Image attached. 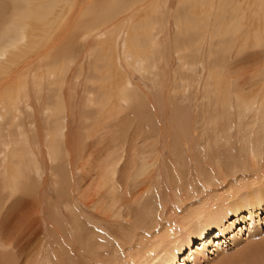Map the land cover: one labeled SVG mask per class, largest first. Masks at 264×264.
Returning a JSON list of instances; mask_svg holds the SVG:
<instances>
[{"label":"bare ground","instance_id":"obj_1","mask_svg":"<svg viewBox=\"0 0 264 264\" xmlns=\"http://www.w3.org/2000/svg\"><path fill=\"white\" fill-rule=\"evenodd\" d=\"M10 1L0 3V65L3 61L9 60L8 55H12L15 50L26 45L32 19L44 18L46 11L58 9L59 12L55 13L54 18L62 20L61 13L65 7H69L67 5H72L71 10H74L73 6L78 7L80 5L79 2L72 0H27L22 5L15 3L16 0H13V4H9ZM89 1L90 5H83V8L80 9L82 12L80 17L91 19L90 22L86 20L85 23L81 24L84 32L75 34L68 41L67 39L64 40L62 46L60 40L64 39V35H62L63 33L59 34L57 30V36L52 34L55 36L46 40L48 43L44 45L46 47H43L44 56H46L44 57V70L51 73L57 69L58 74L64 80L68 78L67 75L70 72V77L73 79L71 82L80 86L78 89L81 94L78 93V89L77 94L84 99L86 97L91 98V92L95 87L93 77L98 72L95 63L100 64L103 68L107 64V67L104 68L106 75L102 87V90L106 92L107 108L111 109L116 100L123 104L119 105L120 111H118L116 120L114 122L108 121L105 129L114 126L116 127L114 132L118 133L119 129H123L120 126L125 121L126 129L130 131L131 123L129 124L130 114H127L128 111H133L132 122L136 125L131 126V137L129 135L125 137L112 136L113 138L107 144L103 143L106 145L98 148V153L101 154L98 159V156L93 154L96 153V148L90 151V145L87 143L90 137L85 128H79L81 135H78L79 130H73L76 124L69 106V96H66L65 91H62L60 87H42L43 82L37 80L35 97L40 100L42 106L39 111L29 109V112L37 117L40 114L45 115L44 123L46 122V124L42 128L35 121L34 129L28 122L21 132L22 138H18L26 147L28 146L24 149V154L31 153L34 156L31 159L32 166L21 160L19 162L12 160L9 163H12L13 168L10 172H6V160L2 153L6 144L5 135L10 129L6 127L8 120L2 118L0 121V213L4 207H6L5 211H8L6 216H9L10 213L9 217L15 216L13 210L16 207H18L17 211L20 212L18 202L24 200L18 198V194H24V191L29 187L28 183L32 176L37 179L42 178L46 183V174L49 171L48 165L50 163L55 164L53 174L55 180L51 176V180H54L52 183L54 189L60 185V175H57L60 170L56 166L66 165L68 169L66 179L68 187L63 186L64 190L59 194L61 206L56 211L51 212L52 217L49 220L47 230L50 240L46 242V249L43 250L42 244L40 245L41 240H31L33 244L31 254L27 258H21L16 249L17 261L15 264H80L81 258L77 251L85 253L86 256H90L96 261L97 259L99 261L102 256H110L116 260L110 264H198V260L205 257L209 245L213 247L212 255L217 257L226 245L235 246L237 244V237L242 234V227L239 229L237 226L249 220L251 222L248 224V232L251 233L255 231V223L252 218L257 219L264 216V160L260 169L253 167L255 161L247 166L250 170L253 169L250 176L240 177L242 179L239 182L234 177V182L240 183L242 189L240 186L237 188L229 186L227 190L229 192H226V186L225 188L220 186V178L217 180L208 179V175L199 174L197 178L198 180L202 178L204 185L195 191L197 196L202 197V201L197 203V206L196 202L191 204L192 213L187 212V209H183L179 213L171 211L167 217L168 220L164 221L163 227L158 225L160 219L144 216V205L140 203L138 198L134 204L138 211H134V214L133 206H130L132 203L129 204L128 198L131 195L129 189L131 185L135 186L144 180L143 178H146L144 175L157 166L163 154L161 150L158 151L157 144L162 139L164 144L166 143V146H163L166 149L176 145V143H183V145L188 146V138L192 139L190 145L193 149L196 150L200 147L199 142L194 144L195 140L198 141L193 135L194 131L190 133L187 127L197 106L201 110L197 111L201 115L199 118L203 117L202 120L206 121L202 129V139H204L205 144L201 147L205 149L204 153L209 152L206 154L207 157L210 152H213V158L215 156L224 158V153L229 151V154L232 153L235 156L234 164L240 163L244 168V164L241 163V155L243 157L251 155L254 160L258 159L256 157L259 155H264V99L261 101L256 99L252 102L250 100L247 103L245 97V94L249 93L250 86L257 85L255 82L253 85H249L248 81L257 79L258 81L262 80L259 86L264 84V0H251L258 16V27L253 33L241 22L237 0H191L190 14L192 17L184 25L180 34L172 32V30L168 32L165 29L173 11L168 10L159 17L152 15L149 18L150 16H148L142 26V31L136 30L137 37L132 43L128 38H125L126 31L119 28L116 43L114 42L115 37H112V44H110L107 53L103 54L99 51L103 54L101 60L95 51L100 47V44H94L90 47V45H86L87 41L93 38L98 29L107 32L111 26H117L119 22H122V14L127 9L134 7V4L139 0ZM149 2L150 0L145 1L135 10L144 8ZM165 3L167 4V1ZM188 3L189 0H186L182 8ZM6 4L8 5L6 6ZM196 4L198 5L196 6ZM164 8L169 9V6L166 5ZM182 8L175 11L173 22H186L188 17L185 14V9L183 16ZM7 9L12 10L11 13H7ZM192 9L194 10L191 12ZM154 12L158 13L155 9ZM198 16L202 18V25L199 23ZM168 37L173 38L174 41L165 47ZM84 40L87 48L86 56L81 55L80 58L74 53V49H69V44L72 45V41L78 43ZM92 41L93 43L96 42L95 39ZM122 41L126 44L123 45ZM246 46L256 49V52L248 54L244 48ZM198 47L200 49L199 54L196 50ZM57 50L62 53V58H56ZM96 56H99L98 60H96ZM261 57H263L262 61H260ZM83 58L89 60L94 58V60H90L93 62L91 64L88 62V65L85 66L82 62L85 60ZM201 60L205 62L204 68ZM253 61H257L253 65L254 67L257 64V67L249 68L248 63ZM230 64L235 65L234 69L240 68L238 71L230 73ZM203 72H206L207 80L205 82L203 78L196 77L198 73ZM117 73L121 75V78L118 77L119 75L117 76ZM135 74L139 78L134 83ZM116 76L118 77L117 80ZM79 79H83L81 80L82 83L79 82ZM143 79H147L148 82H144ZM228 79L231 82L227 83L225 87L224 82ZM19 83V93L23 92V87H28V90H31L30 82L22 80ZM167 85L173 90H166ZM234 86H237L238 89ZM50 91L58 92V97L55 100L60 107V112L57 114L51 113L52 104L47 96ZM30 96L24 93L22 98L27 101ZM153 99L156 102H161L162 113H165L168 107L177 101L179 105H187L188 113L185 116L184 107L175 108L172 106V121L175 118L174 115L179 116L175 124L173 123L172 127L169 128L168 126L167 128L165 126L167 118L163 116L161 121L164 126L160 127V131L158 130L159 133H157L161 139L152 138L148 142L150 137L146 138L142 145L143 151L139 153L136 150L139 147L138 142H136L137 138L142 137V135H138L139 129L145 127L142 124L147 123L148 119L146 117L143 122L139 121L141 109L139 110L135 104L140 102L139 105L145 111L146 105H153ZM132 103L134 106L131 105ZM206 106L207 108H205ZM22 112L25 113L24 110ZM180 115L184 117L181 118ZM83 117L87 122L88 116L84 114ZM165 118L166 122H164ZM221 123L224 125L222 126ZM192 125L194 124L192 123ZM197 126L200 127V125ZM105 132L100 134L102 138ZM108 137L110 136L107 135L106 138ZM24 139L29 142V145L24 142ZM99 144L101 143L99 142ZM238 148L242 149L245 154L243 155V151H239ZM134 149L136 154H139V162L136 160V156L131 154ZM176 150L171 151L170 159ZM176 155H178L177 152ZM79 160L80 162H77ZM258 161L260 160L258 159ZM131 163L133 167L137 168L131 167ZM165 167L168 166L165 165L164 168L160 169V173L163 170L166 172ZM223 174L225 173L223 172ZM205 177L208 179L206 184ZM61 181L63 182V179ZM17 195L18 197H16ZM26 204L28 210L31 207L33 215L35 204L32 202ZM150 210L152 209H149L148 212ZM56 215L60 219L59 223L55 221ZM186 218L192 221H186ZM31 219L34 228L40 224L37 217L31 216ZM178 219H181L180 232L174 230V224L172 221L170 222V220ZM227 220H232V223L229 224ZM25 222L29 224V221L25 220ZM226 222L228 225L225 228ZM235 226L236 233L234 234L232 229ZM130 227L132 231L127 235L126 230ZM28 228L27 232L30 230V227ZM102 231L108 235V238L105 239L102 236ZM226 234H229L230 237H226ZM54 236H59L61 240H53ZM114 240H122L120 247L113 245ZM255 241L254 243L249 242L251 247L247 249V252L240 250L241 254L236 253L237 258L228 257L222 260L220 264H264L263 239L262 241L261 239ZM116 243L118 244V242ZM129 243H131V246L128 247L130 248L129 252H125L122 257L123 246ZM213 243L215 245H212ZM150 244L155 245V247H151ZM108 245H110V249ZM58 247H62L64 251L61 252ZM6 255L8 257L9 252H4L2 244L0 245V264L8 263Z\"/></svg>","mask_w":264,"mask_h":264},{"label":"rangeland","instance_id":"obj_2","mask_svg":"<svg viewBox=\"0 0 264 264\" xmlns=\"http://www.w3.org/2000/svg\"><path fill=\"white\" fill-rule=\"evenodd\" d=\"M7 1H10V0H0V3H2V2L5 3ZM26 1L27 0H16L15 3H17L18 5H22L23 2H26ZM34 1H39V0H34ZM72 1L73 2H79L80 5L78 7L73 6L74 10L70 9V7L72 5H67L69 7H65L63 13H61L62 20L58 19V18H54L55 13L57 11L59 12L58 9H54V10L50 9V10L46 11V16L44 18L36 17L37 19H32L31 25H30L31 27L29 26L30 30L28 31L29 33H28L26 45H24L19 50H15L14 51L15 53H13L12 55H8L9 60H6V62L3 61V63L0 65V121L2 120V118L7 119L8 122H7L6 127H9V129H10V131L7 133V135H5L6 144L4 145V150L2 153L4 159L6 160L5 161V164H6L5 167L7 168L6 172H10V170L13 168L12 163H9L12 160H16L18 162L21 160L23 162H26L29 166H32L31 159L34 156L31 153H28L27 155L24 154V149L28 148V146L26 147L23 144V142L21 141V139H18V138H22L21 132L27 126L28 122H29V125H32V127L34 129H35V125H36L35 121H37L42 128L44 127V124H46V122L44 123L45 115L40 114L37 117L34 114L29 112V109H31L33 111H39L41 106H42L40 100H37L35 97V93H36L35 84L38 81L43 82V83L41 82L42 87H44V86L48 87L49 86L51 88L52 86H58L62 89V91H65L66 96H69V106L72 110L73 118H74L75 124L77 126V128H76V126H74L73 130L77 131V130H79L80 127L85 128V130L87 131V133L89 134V137H90V139L87 140V143L90 145V148H91L90 151L94 150V148H96V153H93V154L98 156V159L101 157V154L98 153L99 149L101 147L105 146L107 144V142L113 138L112 136H117V137L118 136L119 137H122V136L125 137L127 135L130 136V135H132L131 126L136 125V123L132 122L133 121L132 118L134 117L133 111H128L127 114H130L129 124L131 123L130 124V131H127V129H126L125 121L123 122V125L120 126V128L123 127V129L122 130L119 129L118 133L114 132V130L116 129V127H114V126L105 129V126L107 125L108 121L114 122L116 120V116H118L117 114L119 113L118 111H120L119 105L123 104L121 101L116 100L115 105H112L111 109L107 108L106 96H105L106 92L102 90L104 76L106 75V70L104 68L107 67V64H105V67L103 68L100 66V64L95 63V68H97V71L100 72V74H98V72H97L93 77V82L95 83V87H94V90L91 92V98L86 97L84 99L81 98L79 95V94H81L80 93L81 91L78 89L80 87L79 84H77V83L74 84L73 82H71V81H73V79L70 77V72L67 75L68 80L67 79L64 80V79H62L60 74H58L57 69H55L51 73H47L44 70V66H45L44 65V63H45L44 57H46V56H44L45 52H44L43 47H46L44 45L48 43V42H46V40L52 36H55V35L57 36L58 33L59 34L63 33L62 35H64V39L60 40L62 43L61 44V46H62L64 43L63 42L64 40L67 39V41H68V39L70 40L72 37H74L75 34H80V33L84 32V28L81 27L82 23H85L86 20H87V22L91 21V19L88 17H86V18L80 17V16H82V12L80 9L83 8V5H90V1L89 0H72ZM72 1H71V4L73 3ZM145 1H147V0H139L134 4V7L127 9V11L124 12V14L125 13L126 14L125 15L122 14V19H121L122 22H119V24L121 23L120 25L118 24L115 27L111 26L110 30L107 32H103L102 29H98V32L97 31L95 32V35L93 36V38H91L90 40L87 41L86 45H90V47H91V45H94V44L95 45L100 44V47L97 48V50H95L96 53L100 56V57L96 56V60H98L99 58L101 60L103 58L101 55H103L104 53H107L110 44H112V37H115L114 42L116 43V35H117V31L119 28H122L123 31H126L125 38L126 39L128 38V40H130V42L132 43L135 41L134 38L137 37L136 30H138V32L142 31V28H143L142 26H143V24H145V20L148 16H150L149 18H151L152 15H154L155 17H159L161 15H164L166 12H168V10H170L171 12L173 11L171 14L170 20L168 21V23L165 26V29L168 32L170 30H172V32H175L178 34H180L182 32L184 25L192 17V15L190 14V7H191V3H192L191 0H189V3L184 5L183 8H182V6L186 0H150L149 4L147 6H145L144 8H141V9L139 8L138 10H135V9H137L136 7L143 5ZM165 1H167V4L165 3ZM10 3L13 4V0H11L9 2V4ZM7 5L8 4H6V6ZM158 5H159V7H158ZM166 5H167V7L169 6V9L164 8ZM197 5L198 4H196V6ZM237 5L239 8L238 14L241 17V22L243 23V26L247 27V29L249 31H251V33H253L258 27V21H257L258 16H257V13L255 11V6H254L253 2L251 0H237ZM199 6L203 7L201 5H199ZM181 8H182L183 16H184V9H185V14L188 17V18H186V22L185 23L175 22V21L173 22V16H175V11L181 10ZM154 9L156 11H158V13L154 12ZM163 9H165V10H163ZM69 10H71V11H69ZM193 10L194 9H192L191 12ZM8 11L9 10L7 9L6 12L11 13L12 10L9 12ZM198 19H199V23L202 25V18L200 16H198ZM145 27H147V26H145ZM56 30L59 32L57 33ZM92 31H95V30H92ZM52 34H55V35H52ZM81 35H80V38L82 37ZM251 38L253 39V37H251ZM76 39L78 40L79 38H76ZM93 39H95L96 42L93 43V41H92ZM132 39H134V40H132ZM173 41H174L173 38L168 37L166 42H165V47L172 44ZM248 41H249V39L247 40V42ZM85 42H86L85 40L79 41L78 43H76L75 41L74 42L72 41V45L69 44V49L70 50L74 49L75 50L74 53H76L78 55V57H80L81 55L86 56L85 51L87 50V48L85 46ZM122 43H123V45L126 44V42L124 44V41H122ZM196 45H198L197 42H196ZM103 47H105V48H103ZM244 48H246V52L248 54H254L256 52V49H253L252 47L246 46ZM196 50H197V53L199 54L200 53L199 47ZM57 51H56V54H57L56 58H58V57L62 58V53L60 51H58L59 52L58 53ZM99 51H101L103 54ZM36 57H38V58H36ZM88 58L87 59L83 58L85 60H83L82 62H84L85 66L88 62L90 64L93 62L90 60H94V58H92L90 60ZM262 59H263V57H261L260 61H262ZM213 61H214V57H213ZM256 62L257 61H253V62L248 63V67L252 68ZM201 64L204 68L205 62L203 60H201ZM234 66L235 65L230 64V67H231L230 73L236 72L240 68V67L239 68L236 67L234 69ZM255 67H257V64L253 68H255ZM174 69H176V68H174ZM39 73H40L41 77H39L40 76V75H38ZM91 73H93V72H91ZM222 75H225V74H222ZM117 76L119 78H121L120 77L121 75L119 73H117ZM117 76H116V80L118 79ZM196 77L203 78L204 82L207 80L206 72L198 73L196 75ZM225 77H227V76H225ZM138 78H139V76L137 74H135V76L133 78V80H134L133 82L134 83L137 82ZM22 80L23 81L26 80V81L30 82V89H31L30 91L28 90V87H23L24 88V89L22 88L23 92H21V93L18 92V89L20 87L19 82H21ZM81 80H83V79H79L80 83H82ZM143 80H144V82H148L147 79H143ZM261 81L262 80L258 81L257 79H255V80L251 79L250 81L247 82L249 85H253V82L257 83V85H255V86H250L249 93L245 94L247 103H249L248 101H250V100H251L250 102H252L253 100H256V99H260V101L264 99V84L262 86H259L261 84ZM230 82H231L230 79L226 80L224 82V86L226 87L227 83H230ZM44 84H46V85H44ZM83 86L86 87V85H83ZM167 86L168 87H166L167 88L166 90H171V91L173 90L172 87H170L169 85H167ZM234 87L236 89H238L237 86H234ZM77 89L79 91L78 92L79 94H77ZM255 91H256V94H254ZM28 92H30L31 94ZM24 93H27L28 96L31 95L27 101H24V99L22 98ZM47 96L50 98V102L52 104L51 113L52 114L53 113H56V114L59 113L60 107L58 106V104L56 103V100H55V98L58 97V92L55 93V91L54 92L50 91V93ZM159 99L161 100L162 98H159ZM164 100H170V99H164ZM139 104H141V103L139 102L138 104H135L139 110L141 109L139 111V114H140L139 121L143 122L146 117L148 119L147 123L142 124L145 127H143L142 129L141 128L139 129L140 131H139L138 135H142V137L137 138V141H136L139 144V147L136 148V150L139 153H140V151H143L142 145L145 143L146 138L150 137V139L147 140L148 142H150L152 140V138H158L159 140L161 139L158 137L159 134H157V133H159V131H160L159 128L164 126V123L161 121L162 120L161 118H163V116H165L167 118V122H166V118L164 119V122H166L165 126L167 128H168V126H169V128L172 127L173 123L175 124V122L177 121L179 116L174 115L175 118H173V121H172V117H173L172 108L173 107H175V108L184 107L185 108L184 109L185 110V116L188 113L187 112V105H181V104L179 105L178 101L174 102L175 105L171 104L168 107V109L165 111V113H162L161 102L160 101L156 102L155 99H153V102H152L153 105L152 106H150V105L145 106L146 112L144 111V108ZM144 104H145V101H144ZM26 105H28V106H26ZM131 105L134 106L133 103ZM122 108H123V106L121 107V109ZM205 108H207V106ZM197 109H195L193 117H191L190 122L187 124L188 131L190 133H192L194 131L193 135L196 137L195 139H198V141H196L194 139L195 140L194 144L197 142H199V144H200V147L198 149H196L197 151L195 150V148L193 149L190 145V143L192 142V139L188 138V142H189L188 146L183 145V143H181V144L176 143V145H174V146L172 145L167 149L165 147H163V146H166L165 145L166 143L164 144L163 139H162L157 144L158 151L161 150V152H163V154L160 158V161H158V163H157V166L153 167V169L150 170L148 172V174L144 175L146 177V178H143L144 180H142L140 183L136 184L135 186L131 185V188L129 189L131 195H130V198H128V199L130 200L129 204L132 203V204H130V206H133L132 211L133 212L138 211L137 207L134 205V204H136V200L138 198L140 203L142 205H144V208H143V209H145L144 210L145 211L144 216L147 215L150 218L154 217V218L160 219L161 224L160 223L158 224L159 227L160 226L163 227V223H164V221L168 220L167 217L171 211H174V212L176 211L177 213H179L183 209H187V212L192 213V208L190 207V206H192L191 204L196 202V206H197V203H200V201H202L201 200L202 197L197 196L196 191H195L196 189L202 188L204 185V183L202 182V178H201V180H198V178H197L199 174L208 175V177H209L208 179L217 180L220 178V182H221L220 186L222 188H225V186H226V192H229V191H227L229 189V186H232L235 188L240 186V189H242V185H240V183L236 184L234 182V177L236 179H238V182H239L240 179L246 178V176H250L253 169L250 170V168H248L247 166L251 162L255 161V164L253 167L260 169L261 165H262V161L264 160V155H259L258 157H256L260 161H258V159L254 160L251 157V155H248V157H243L241 155V159H242L241 163H243L245 166L243 168L240 165V163L234 164L235 163V156H233L232 153L229 154V151H227V153H224L225 155L223 154L224 158H218L216 156H215V158H213L212 157V155H214L213 152H210L209 156L207 157L206 154H208L209 152L207 151L206 153H204L205 149L203 147H201V146H203V144H205L204 139H202V135H203L202 129L204 128L203 125L205 124L206 121L202 120L203 117L199 118V116H201V115L198 112L201 110L198 106H197ZM22 110H24L25 113H23ZM175 112H176V110H175ZM84 114H86L88 116L87 122H85V119L83 117ZM141 115H144V116H141ZM180 117L183 118L184 116L182 117L180 115ZM168 121H171V122H168ZM182 122H183V120H182ZM132 123H134V124H132ZM192 123L194 125H192ZM189 125H191V126H189ZM197 125H200V127H198ZM221 125L223 126L224 123H221ZM103 131H106V132L103 135L104 137L102 138L100 134ZM121 133H122V135H121ZM78 135H81L80 130H79ZM107 135H109L111 138L110 137L106 138ZM142 138H143V140H142ZM106 139H107V141H106ZM24 142L29 145V142L27 140L24 139ZM99 142L101 144H103V143H106V144L101 145V144H99ZM92 147H93V149H92ZM179 147H180V149H179ZM175 149H177L176 152L178 155H176V152H175L174 156H171V159H170L169 155H171V151L173 152V151H175ZM191 149H192V151H191ZM238 149H239V151L242 150L240 148H238ZM131 154L136 156V160L139 162V154H136L135 149L131 151ZM188 154L191 156H189ZM244 154H245V152L243 151V155ZM260 156H262V157H260ZM202 157H204L205 159ZM166 160H167V162H166ZM163 161H165V162L162 164V166H160V164ZM77 162H80V160ZM174 163H176V164H174ZM217 164H219V165H217ZM163 165L164 166L167 165L168 167H165L166 172H163L165 170L161 171V173L163 174L162 175L160 173V169L164 168ZM54 166H55V164H53V163H50L48 165L49 171L46 174V177H47L46 183L47 184L43 181L42 178L37 179L36 177H33V176H32V178H30V181L28 183L29 187L24 191V194L23 195L18 194L19 197H18V195L16 196L18 198L23 199L24 201L18 202L20 212L17 211L18 207H16L13 210L14 215H15V216L13 215L14 217H9L10 213H9V216H6L7 215L6 213L8 212V211H5L6 207H4L3 210H1V213H0V220H1L0 221V245L3 244L4 252H6V253L9 252V256H8L9 258L6 255V258L8 259V263L3 262L2 264H4V263L5 264H15L16 263V261H17L16 249L18 250L21 258H27L31 254V250L33 247L31 240H41L40 245L42 244L43 250L46 249V247H47L46 242H48L50 240L48 237V231L47 230H48V226H49V220H51V217H52L51 212L56 211L57 208H60L61 198H60L59 194L64 190L63 186L68 187L66 184L68 169H67L66 165L63 166L61 164V165L56 166L57 169L60 170L57 173L58 176L60 175L59 176L60 185L57 186L58 188L54 189V185L52 184L55 180L53 178V174H54V170H55ZM131 167H133L132 163H131ZM133 168H137V167L134 166ZM219 169H221V170H219ZM222 170L225 174H223ZM213 172H214V174H213ZM50 173H52V174L50 175ZM212 175H214V176L212 177ZM51 176H52V179H54L53 181L51 180ZM231 176L233 177L232 179L230 178ZM240 177H242V178H240ZM62 179H63L64 183L61 181ZM208 179H207V177H205V184L208 182ZM41 188H43V189H41ZM61 188H62V190H60ZM232 193H234V192H232ZM16 197H15V199H16ZM128 197H129V195H128ZM27 202H32L33 204H35L34 205L35 213L33 215H32L31 207L28 210V207H27L28 205L26 204ZM24 204H26V205H24ZM0 206H1V203H0ZM21 209H23V210H21ZM149 209H152V210H150L148 212ZM27 211H28V213H26ZM134 214H135V212H134ZM132 215H133V213H132ZM154 215H156L157 217ZM31 216L37 217L40 224L36 225V227L37 226H39V227H37V228L33 227L34 223L32 222ZM18 217H19V219H17ZM138 219H139V217H138ZM25 220L29 221V224H27L25 222ZM252 220L255 223V229H254L255 231L249 233L248 232V228H249L248 224L251 221H249V220L244 221L242 224H240V226H237V228H239V229L242 227V234L239 237H237V241H236L237 244H235V246H231V244L226 245L225 249H223L217 257H214L212 255L213 247H211V245H209L207 247L205 257L201 258L200 259L201 261L198 260V264H220L222 262V260H225L228 257L232 258V256H234L232 259L237 258L238 255L241 254V251L243 252V250H244V252L245 251L247 252V249H249L251 247L250 243L251 242L254 243L255 240L257 241L258 239L259 240L261 239V241H262V239H263V242H264V216H260L257 219L255 217H253ZM55 221L57 223L60 222V219L57 217V215L55 217ZM171 221H172V224H174L173 229L180 232L181 229L179 228V226H180L181 219L170 220V222ZM186 221H192V220L189 218H186ZM228 222H229V224H231L232 220H229ZM30 223H32V224H30ZM169 225H170V223H169ZM227 225L228 224L226 222L225 228ZM28 227H30V230L27 232V230L29 229ZM178 229H180V230H178ZM131 231H132L131 227L128 228L126 230L127 235L129 233H131ZM232 232H234V234L236 233V226L234 229H232ZM26 234H27V236H26ZM102 236L105 239L108 238V235L105 232L102 233ZM26 237H27V240H26ZM226 237H230V235L226 234ZM28 238H30V240H28ZM53 240H61V238L59 236H54ZM249 240H251V241H249ZM252 240H254V241H252ZM114 241H115L114 242L115 244L113 243V245L116 247H120V245H121L120 243L122 242V240H119L120 242L118 240H114ZM116 242H118V244ZM194 244L198 245L199 243H194ZM129 245L131 246V243H129L128 245L124 244V246H123L124 252L122 253V257L124 256L125 252H129V249H130V248H128V247H130ZM212 245H215V243H213ZM150 246L155 247V245H153V244H150ZM108 247L110 249V245H108ZM58 248L61 249V252L64 251V249L62 247H58ZM107 249L105 250V252L107 251ZM200 252H202V251H200ZM236 253H238V255ZM77 254L78 255L80 254L79 255V257L81 258L80 264H110V263L116 261L110 256H102L99 261H98V259L96 261L94 259H91L90 256L89 257L86 256L85 253H81V252L77 251ZM235 254H236V256H235Z\"/></svg>","mask_w":264,"mask_h":264}]
</instances>
